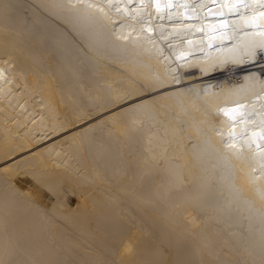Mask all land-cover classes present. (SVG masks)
<instances>
[{"label":"bare ground","instance_id":"obj_1","mask_svg":"<svg viewBox=\"0 0 264 264\" xmlns=\"http://www.w3.org/2000/svg\"><path fill=\"white\" fill-rule=\"evenodd\" d=\"M7 2L0 264H264L260 163L222 143L234 122L221 111L237 102L262 111L264 86L246 77L264 79V60L236 73L185 74L171 50L118 38L94 9ZM173 23L157 26L173 34ZM173 74L178 83L141 87Z\"/></svg>","mask_w":264,"mask_h":264},{"label":"clouds","instance_id":"obj_2","mask_svg":"<svg viewBox=\"0 0 264 264\" xmlns=\"http://www.w3.org/2000/svg\"><path fill=\"white\" fill-rule=\"evenodd\" d=\"M135 2L139 3V0H133V4ZM145 2L147 3L148 0H145ZM167 2L168 0H160L161 8L159 12H157L155 5L148 9L151 14L167 19L168 17L178 16L182 11L190 13L191 6H196V13L201 18L200 23H197L195 19L179 22L175 30L173 27L169 28V30L186 35L189 38L187 44L183 47L201 48L209 58H214L212 59L213 61L226 56L237 57L241 55L239 50L243 48L244 43L247 41L260 42L264 40V37L259 34L261 26H264V18L260 17V11L256 12L260 6L254 3L253 0H245L247 7L239 8H237L234 0H229L228 4H225L224 0H215V2L213 0H172V7H166ZM133 4L129 5V7L133 9L134 13L142 14L143 11L137 12L133 8ZM185 5L189 7L186 9ZM205 8H209L207 10L208 14L203 11ZM221 10L224 14L223 17L219 15ZM253 16L256 17L254 25L251 23ZM224 18L229 21V26L221 29L217 21ZM180 24H196V27L189 30L179 26ZM211 25H215V28H212ZM201 26H203V31L199 33L198 29ZM231 28H234L235 32H231L229 30ZM222 32L227 34L222 37ZM245 33L248 35L246 36ZM210 44L212 45L210 46ZM262 108L261 112L258 111V107L248 109L246 113L247 120L239 122L235 126V131H241L244 134L243 139H241V145H243V149L251 151L249 160L255 163H261V157L264 156V148L260 147V145H264V139L260 138L261 133H264V107ZM227 119L233 122L229 117ZM236 119L239 120V116Z\"/></svg>","mask_w":264,"mask_h":264},{"label":"snow or ice","instance_id":"obj_3","mask_svg":"<svg viewBox=\"0 0 264 264\" xmlns=\"http://www.w3.org/2000/svg\"><path fill=\"white\" fill-rule=\"evenodd\" d=\"M215 2V0H213ZM237 8L239 7H247V4L245 3V0H234ZM254 3H257L260 6V17L264 18V0H253ZM225 4L229 3V0H224ZM133 4V0H101L100 3H94L92 0H68V7L71 9H76L80 7H87L89 9H94L95 12L99 15L100 18L108 20V22L112 23V31L118 35V38L122 40H128L132 41V35L135 34L137 39L136 43H140L139 37L144 35V32L147 31L149 33L154 31V28L150 26V15L148 17H145L143 14H136L134 13L133 9L129 7V5ZM139 5L141 8L144 7H151L152 5H155L157 12L160 11L161 3L160 0H148L146 3L145 0H139ZM166 7H172V0H168ZM186 9L189 7L188 5L184 6ZM223 7V5H222ZM13 8V5L7 2V0H0V14L4 16V18L7 20L11 15V9ZM115 12L117 14V19L120 20L119 24H116L115 21L112 18V13ZM219 15L221 17L224 16L223 11L221 10L219 12ZM186 18L189 20L195 19L197 23H200L201 18L196 14V6H191V12H186ZM148 21L147 23L145 21ZM256 21V17L253 16L251 18V23L254 25ZM247 22V21H246ZM217 23L220 25L221 29L228 28L229 21L227 18L220 19L217 21ZM136 26H140V31L136 32ZM178 26L177 22L173 23V29ZM179 26L185 27L189 30L196 27V24L191 25H183L180 24ZM212 28H215V25H211ZM125 28H129L132 31L129 35H124L123 30ZM198 30L203 31V26H201ZM231 32H235L234 28L229 29ZM226 32H222L221 36L223 37L226 35ZM259 34L264 37V26H261V30ZM171 33H167L164 30H161L158 36L149 35L145 37L149 42H153L155 40H160L162 43V48L160 49L161 55H163V52L165 50H173V44L172 41L167 39L168 36H171ZM247 36L248 34L245 33ZM183 41H181V44ZM191 43V41H189ZM241 53V58L238 59L236 62L238 63H245L247 60H255L258 55L264 54V40H261L260 42H256L254 40L247 41L244 43V46L242 49L239 50ZM170 58V57H169ZM185 52L182 50L179 52L178 55H176V59L182 60L185 59ZM4 69H0V78H3L4 76ZM246 80L249 82L255 84L259 82L262 86H264V79H260L255 76V74H252L248 77H246ZM179 77L175 74L172 75V79L170 81H164V80H158L154 83H149L146 85H141V87L148 89V88H163L165 83H178ZM262 92H264V87L261 89ZM257 99H262L261 96L257 95ZM244 107L241 103L237 102L235 106L232 108H226L222 109L221 111L226 117H229V119L233 120V126L232 131L228 134V140L223 141L229 149L235 150L236 144L235 140L237 139L236 133H235V124L239 122H243L247 120L246 112L240 111L241 108ZM237 116H239V120H237ZM219 135H223V133H218ZM255 135V133H253ZM243 139V136L240 137ZM261 139H264V133H261ZM243 147V145H241ZM261 148H264V145H260ZM257 177H253V179H256ZM259 179L264 180V156L261 157V163L259 167Z\"/></svg>","mask_w":264,"mask_h":264},{"label":"rangeland","instance_id":"obj_4","mask_svg":"<svg viewBox=\"0 0 264 264\" xmlns=\"http://www.w3.org/2000/svg\"><path fill=\"white\" fill-rule=\"evenodd\" d=\"M75 201V200H74Z\"/></svg>","mask_w":264,"mask_h":264}]
</instances>
